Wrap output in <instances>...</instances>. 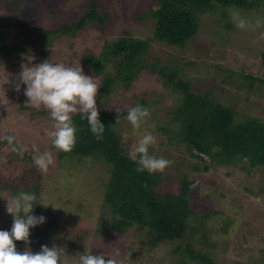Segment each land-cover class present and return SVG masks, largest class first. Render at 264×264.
Masks as SVG:
<instances>
[{
    "label": "rangeland",
    "instance_id": "rangeland-1",
    "mask_svg": "<svg viewBox=\"0 0 264 264\" xmlns=\"http://www.w3.org/2000/svg\"><path fill=\"white\" fill-rule=\"evenodd\" d=\"M99 1L101 9L108 16L104 24L93 23L76 38L62 40L54 46L47 47V43L40 36V31L57 30L65 22L69 24L72 21L76 22L77 17L72 12H86L89 0H0V44L4 46V50H0V99L10 103L8 107L5 106L10 114L5 115L2 111L0 113V140H4L9 132L17 136V145L22 146L21 150L32 157L30 160L32 165L40 153L52 151L53 163L46 169L35 163L40 174L35 172L25 174V179H20L22 184L20 188L24 189L23 184L26 183L27 191L36 193L37 199L33 208L35 214H43L47 219L52 216L58 225L73 234L76 232L77 235L84 227L88 228L84 220L87 210L91 212L95 209L97 212L94 217L101 214L103 187L97 185L98 183L94 184L92 180H95L97 175L105 177L102 172L106 171L107 167L104 163L99 164L92 159L72 163L69 159L59 161L52 145L51 132L54 130V121L49 116L47 108L41 106L35 109H22L20 113L13 112L11 108L14 107V96L17 94L22 96L26 87L21 86L19 91L15 87V81L19 82L18 74L22 64L39 63L44 59L67 65L81 64L85 74L95 77L99 84L97 90L99 95L104 79L107 80V75L111 76L114 72L107 68L103 74H95L89 65L83 64V58L88 54L99 56L106 43L111 44L121 37L142 38L151 43L149 53L151 58L148 62H155L160 67L159 70L166 67L177 68L185 79L194 80V88L201 91L212 90L218 83L222 91L216 89L214 96L221 102L232 105L239 112L238 121L248 118H259L264 121V85L255 81V86L250 91L251 80H245L249 75L264 79V25L253 30H241L232 22L231 13L234 10H228V17H223V10L219 9L212 13L211 28H204L195 42L184 48H173L153 40V23L148 18H143V15H148L151 8L159 4L160 0ZM235 11L250 20L264 18V6L250 12L240 9ZM38 27L41 30H36ZM9 49H12L11 54ZM49 51L51 53L48 54ZM161 79L159 71L151 74L144 72L127 89L123 84L113 85L114 92L108 99L119 113L126 112L130 104L137 100H147L149 104L147 108L151 114L141 127L133 128L125 119L120 131H124L125 139L130 145L136 143L145 130L151 131L156 136V143L153 145L156 148L154 155L165 157L163 151L170 150L172 157L178 158L174 143L170 142V135L167 132V129L175 125L170 112L177 105L178 94H172L171 89L163 86ZM246 84L248 87H245ZM220 92L222 95H219ZM98 95L97 107L100 104ZM153 100L157 102L153 104ZM41 111L45 113L42 112L43 114L35 117L32 123L29 119L31 114ZM24 114L27 115V120L21 118L20 115ZM31 124H35L36 127H32ZM7 155H13L16 159L23 157L12 148L2 147L0 175L5 171ZM206 162L199 163L197 171L193 168L198 161L192 159L190 166L193 168L187 170L191 180L198 181L192 187L194 194L191 205L194 210L192 219L199 218L200 214L208 216L201 236L204 239L207 235L209 244L207 246L202 243L198 237L196 244L202 246L203 250L195 247L215 254L220 264L224 258L240 264H263L264 197L254 193L264 185V171L248 173L246 168L212 165L208 164L209 159ZM205 166L210 168L207 172L204 170ZM163 171L165 177L172 176L171 180H166L161 186L162 190H167L175 183L176 177L180 176L172 169ZM81 177L89 181L80 184ZM17 184L19 183L16 182ZM1 195V223L13 222V217L7 213L4 206L8 195ZM40 203L49 205L45 207ZM61 209L63 212L66 211L64 214L68 220L60 215ZM79 215L80 219L84 220V226L80 224L81 221L78 222ZM47 219L38 226H45ZM74 219L75 222L77 220V226L72 222ZM142 233V229L130 232L127 240L132 242L133 251L123 260L124 264H175L173 254L175 243H165L154 248L146 244ZM197 235L200 236L199 231ZM96 238L98 237L92 234L89 242L92 244ZM106 241L107 235L103 232L90 252L96 254L103 252L102 248ZM33 250L35 252L34 248ZM256 258L260 259V263H255ZM66 261L67 264H78L79 260L66 258Z\"/></svg>",
    "mask_w": 264,
    "mask_h": 264
},
{
    "label": "trees",
    "instance_id": "trees-1",
    "mask_svg": "<svg viewBox=\"0 0 264 264\" xmlns=\"http://www.w3.org/2000/svg\"><path fill=\"white\" fill-rule=\"evenodd\" d=\"M263 6L264 0H160L159 4L151 8L148 15H143V18H148L153 23V40L169 47L184 48L195 42L204 28H211L213 12L222 9L223 17H228V10L240 9L250 12ZM101 7L99 0H89L86 12H72L77 17L76 22L72 21L71 24L65 22L57 30L40 31V36L47 43V47L54 46L62 40L69 41L76 38L93 23L104 24L107 21L108 16ZM36 30L41 29L38 27ZM150 47L151 43L148 40L121 37L111 44L106 43L99 56L88 54L83 58V64L89 65L95 74L101 75L107 68L114 72L111 76L107 75V80L104 79L99 95L97 94L100 101L97 108L100 119L105 125L103 138L97 139L90 131L87 119H82L81 114L77 112L73 115V122L77 128L75 145L68 152L54 150L58 154L59 161L69 159L72 163L87 162L92 159L106 165L107 170L101 171L105 177L97 175L96 179L92 180L94 184L98 183L97 185L103 187L101 214L94 217L97 211L87 210L84 220L88 228L84 227L78 235L76 232L74 234L68 232L50 216L45 226L30 229L27 245L24 241H15L18 251L22 252L26 247H32V250L34 248L35 252H38L41 245L47 244L51 247L55 243L63 246L67 259L79 260L80 253L93 250L95 241L105 232L107 241L102 248L103 253L105 255L119 253L120 258L125 260L133 251L132 242L127 240L130 232L142 229L144 241L154 248L165 243H175L173 250L175 264H220L215 254L201 251L203 247L196 244L198 237L201 238L202 243L207 246L209 244L207 235L204 239L201 236L208 216L200 214L199 218L192 219L194 212L191 207L194 198L192 187L198 181L191 180L187 170L193 168L192 165L190 166L192 159L198 161L193 168L197 171L199 163L205 164L209 159L208 164L246 168L248 173L264 171V121L259 118L238 121L239 112L232 105L229 106L214 96L216 89L221 90L218 83L212 87V90L201 91L199 88H194V80H187L181 76L179 69L166 67L159 70L160 67L155 62H148L151 58ZM0 50H4L3 44H0ZM11 51L12 49H9V54L12 53ZM157 71L162 76L163 86L171 89L172 94H178L177 105L170 112L175 125L167 129L178 158L172 157L170 150H164L163 153L166 154L164 158L171 161L165 169L175 170L180 177L177 176L175 183L167 190H162L161 186L166 180L172 179L171 175L165 177L164 171L138 172L135 162L128 158V152L135 143L128 144L124 131H120L127 111L117 112L116 106L109 103L108 99L114 92L113 85L123 84L127 89L142 73L151 74ZM248 79L251 80L250 91L253 90L255 81L264 85V79L250 75L245 77V80ZM245 87H248L247 84ZM14 98V107L11 108L13 112L20 113L22 109H35L25 103L27 97L24 96V92L22 96L17 94ZM156 102L153 100V104ZM137 103L146 108L149 105L147 100L140 99L130 106H135ZM8 104L10 103L0 99V113L2 111L5 115L10 114L5 109ZM42 112L45 113L44 111L32 113L30 121L33 123L34 118L43 114ZM20 116L24 120L28 118L25 114ZM118 116L120 118L117 120ZM31 126L36 127L35 124ZM8 137H13V140L9 142ZM16 139L18 140V137L9 132L4 140H0V152L2 147H9L15 152L23 153L20 159H16L13 155L6 157L5 171L0 175V202H2L1 194H6L9 198L20 191H27L26 183L23 184L24 189L20 188L22 186L20 179L24 180L25 174L32 172L40 174L35 163L32 165L30 162L32 157L21 150L22 146L17 145ZM155 150L154 146H150L151 154L154 155ZM209 169L208 166L204 167L206 172ZM11 179L13 181H10ZM85 181L89 179L83 180L81 177L80 184H84ZM16 182L19 184L16 185ZM254 194L264 197V185ZM6 202L4 201V206ZM64 213L66 211L63 212L61 209L62 217H66ZM66 219L68 220V217ZM77 219L84 226V220L80 219V215ZM1 222L0 220V229H11L13 222L7 221L4 224ZM72 222L77 226V220L75 222L74 219ZM198 231L200 236L197 235ZM92 234L98 238L91 244L89 239ZM221 261L222 264H232V262L240 264L227 258ZM254 261L260 263L258 258Z\"/></svg>",
    "mask_w": 264,
    "mask_h": 264
},
{
    "label": "clouds",
    "instance_id": "clouds-1",
    "mask_svg": "<svg viewBox=\"0 0 264 264\" xmlns=\"http://www.w3.org/2000/svg\"><path fill=\"white\" fill-rule=\"evenodd\" d=\"M231 19L241 30H253L264 25V18L250 20L238 11L231 13ZM18 77L16 90L19 91L21 86L26 85L23 89L27 97L25 103L34 108L43 106L49 110L54 121L51 136L55 149L68 152L75 145L77 128L72 114L77 112L82 119H87L90 131L96 138H103L105 125L100 119L96 102L99 84L95 77L85 74L81 64L67 65L44 59L40 63L22 64ZM150 114L148 108L137 103L127 109L125 118L133 128H140ZM119 118L118 116L117 120ZM8 140L11 142L13 137H8ZM155 143L156 136L153 132L145 130L129 150L128 158L135 162L138 172L163 171L171 164L163 156L150 153V146ZM35 163L46 169L53 163L52 151L40 153ZM36 199V193L29 191H20L6 198V211L13 217V223L10 230L0 229V264H67L65 249L55 243L51 247L41 245L38 252H33L30 247L22 252L17 250L15 241H24L27 245L30 229L46 222V216L37 215L33 211ZM40 204L45 207L49 205ZM78 264H124V261L119 253L105 255L103 252L94 254L85 250L80 253Z\"/></svg>",
    "mask_w": 264,
    "mask_h": 264
}]
</instances>
